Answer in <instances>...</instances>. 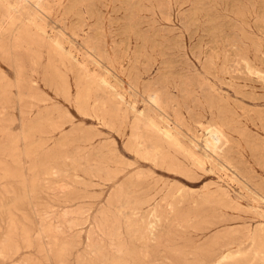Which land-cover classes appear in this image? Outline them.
Returning a JSON list of instances; mask_svg holds the SVG:
<instances>
[{"label":"rangeland","instance_id":"374dc122","mask_svg":"<svg viewBox=\"0 0 264 264\" xmlns=\"http://www.w3.org/2000/svg\"><path fill=\"white\" fill-rule=\"evenodd\" d=\"M7 1L0 264H264V0Z\"/></svg>","mask_w":264,"mask_h":264},{"label":"bare ground","instance_id":"6f19581e","mask_svg":"<svg viewBox=\"0 0 264 264\" xmlns=\"http://www.w3.org/2000/svg\"><path fill=\"white\" fill-rule=\"evenodd\" d=\"M10 1V0H9ZM9 1H7V2H9ZM22 1V0H21ZM35 1V0H34ZM37 1V0H36ZM40 1V0H39ZM3 2V1H2ZM6 2V1H5ZM18 2V1H17ZM28 2V1H27ZM31 2H33V0L31 1ZM5 4V3H4ZM10 4H12V3H10ZM20 4V3H19ZM26 4H28V3H26ZM33 4V3H32ZM44 4V3H43ZM13 5V4H12ZM34 5V4H33ZM42 5V4H41ZM27 6V5H26ZM43 6V5H42ZM3 7H4V5H3ZM47 7V6H46ZM2 8V7H1ZM8 8V7H7ZM10 8V7H9ZM38 10H39V8H38ZM1 11H2V17H3V9H1ZM6 11V10H5ZM22 11V10H21ZM40 11V10H39ZM7 12H9V10L7 11ZM14 12V11H13ZM5 14H6V12H4ZM1 14V13H0ZM7 14H9V13H7ZM43 14V13H42ZM5 17H7V16H5ZM9 17V16H8ZM5 19V18H4ZM11 19V18H10ZM8 21V20H7ZM24 22H26V21H24ZM28 22V21H27ZM35 22V21H34ZM38 22V21H37ZM8 24V23H7ZM19 24V23H18ZM38 24V23H37ZM2 25V24H1ZM43 27V26H42ZM16 28V27H15ZM37 28V27H36ZM42 29V28H41ZM45 29V28H44ZM43 29V30H44ZM0 30H1V28H0ZM2 31H3V29H2ZM5 32V31H4ZM3 32V33H4ZM2 33V34H3ZM6 33V32H5ZM1 34V35H2ZM56 40V39H55ZM53 41V40H52ZM99 49V48H98ZM67 52H68V50H67ZM90 52V51H89ZM98 52H101L100 50H98ZM102 53V52H101ZM67 54V53H66ZM89 54H92V53H89ZM84 55V54H83ZM67 57V56H66ZM96 58V57H95ZM81 60V59H80ZM82 62V61H81ZM80 63V62H79ZM69 64V63H68ZM96 64V63H95ZM97 66H99V65H97ZM88 69V68H87ZM250 70V69H249ZM88 74V73H87ZM101 78H103V77H101ZM86 82V81H85ZM100 83V82H99ZM86 83H84V85H85ZM103 84V83H102ZM214 88V87H213ZM217 94V93H216ZM114 96V95H113ZM162 103H163V101H162ZM152 104V103H151ZM154 106V105H153ZM161 106H162V104H161ZM155 107V106H154ZM156 108V107H155ZM158 110V109H157ZM160 110V109H159ZM152 111V110H151ZM162 114H163V112H161ZM166 115V114H165ZM116 116V115H115ZM177 116V115H176ZM175 116V117H176ZM167 118V117H166ZM233 119V118H232ZM234 120V119H233ZM110 121V120H109ZM108 121V122H109ZM146 121V120H145ZM168 121H170V120H168ZM135 123V122H134ZM142 123V122H141ZM170 123V122H169ZM143 124V123H142ZM165 124V123H164ZM136 125H138L139 126V124H136ZM145 126L144 127H146V124H144ZM149 125V123L147 124V126ZM169 125V124H168ZM143 126V125H142ZM151 126H153V125H151ZM150 126V127H151ZM133 127V126H132ZM135 127V126H134ZM143 127V128H144ZM149 127V126H148ZM148 127L147 128H144V129H146L147 131H148ZM136 128H138V127H136ZM141 128V127H140ZM153 128V127H152ZM154 128H157L155 125H154ZM131 130H132V128H131ZM134 130V129H133ZM132 130V131H133ZM136 130V129H135ZM139 130V129H138ZM146 131V132H147ZM149 132V131H148ZM169 132V131H168ZM175 132V131H174ZM173 132V133H174ZM135 133H136V131H135ZM138 133V132H137ZM152 133H154V132H152ZM165 133V132H164ZM161 134V133H160ZM138 136H139V134H137ZM177 135V134H176ZM175 135V136H176ZM148 136V135H147ZM164 137V136H163ZM165 137H167V136H165ZM164 137V138H165ZM193 137V136H192ZM136 138H139V137H136ZM168 138V137H167ZM222 138H223V134L221 133V132H219V131H212V133H211V136H210V140L209 141H207V143H208V145L212 148V149H217L218 148V144L222 141ZM172 139V138H171ZM174 139V138H173ZM225 139V138H224ZM131 140V139H130ZM147 140V139H146ZM150 140V139H149ZM136 141V140H135ZM163 141V140H162ZM165 141V140H164ZM168 141V140H167ZM172 141V140H171ZM177 141V140H176ZM227 141V140H226ZM169 142H170V140H169ZM152 143V142H151ZM150 143V144H151ZM179 143V142H178ZM139 145H141V144H138L137 145V147L139 146ZM156 147H157V145H155ZM158 146H160V144L158 145ZM207 146V145H206ZM150 148V147H149ZM160 148V147H159ZM158 147H157V149H159ZM153 149H154V147H153ZM160 149H162V147L160 148ZM207 150V149H206ZM144 152V151H143ZM147 152V151H146ZM161 152H163V151H161ZM140 153V152H139ZM210 153V152H209ZM164 154H166V152L164 153ZM191 154H193V153H191ZM198 154V153H197ZM147 155V154H146ZM145 155V156H146ZM213 156H214V150H213V154H212ZM148 156V155H147ZM168 156V155H167ZM206 156V155H205ZM149 157V156H148ZM148 157H147V159H148ZM195 158L197 157V156H194ZM202 157V156H201ZM168 158H170L169 156H168ZM167 158V159H168ZM192 158V157H191ZM198 158V157H197ZM165 159V158H164ZM176 159V158H175ZM217 159V158H216ZM163 160V159H162ZM172 160V159H171ZM201 161V160H200ZM174 163V162H173ZM167 164V163H166ZM197 165H199L201 168H203V165H204V163H203V165H202V163L201 162H197ZM197 165H195V168H196V166ZM192 166V165H191ZM193 166H194V164H193ZM200 168V169H201ZM216 168V167H215ZM194 170V169H193ZM172 171V170H171ZM179 172V171H178ZM206 173V172H205ZM218 191H219V189H218ZM220 191H221V189H220ZM224 191V190H223ZM249 194V193H248ZM254 194V193H253ZM229 196V195H228ZM258 196V195H257ZM248 197H250V196H248ZM253 197V196H252ZM227 199H228V197H227ZM264 199V198H263ZM127 200H128V198H127ZM256 200V199H255ZM141 201V200H140ZM146 201V200H145ZM224 201H227V200H224ZM230 201H233V200H230ZM125 202V201H124ZM123 202V203H124ZM144 202V201H143ZM151 202V201H150ZM227 202H229V200L227 201ZM229 203H231V202H229ZM143 204V203H142ZM141 204V205H142ZM227 204V203H226ZM232 204H233V202H232ZM232 204H230V206L228 207V208H231V205ZM237 203H235V205H236ZM137 205H140V202L137 204V202H133V201H126L124 204H123V206L125 207V206H137ZM227 205H229V204H227ZM226 205V206H227ZM235 205L233 204V206L235 207ZM232 206V208H234ZM122 207V206H121ZM124 207H122V208H124ZM120 208V207H119ZM126 208V207H125ZM130 208V207H129ZM140 208V207H139ZM141 208H142V206H141ZM121 209V208H120ZM131 209V208H130ZM237 210H238V207L236 208ZM235 208H234V210H236ZM136 210H138V211H140L139 209H135V211ZM140 215V214H139ZM131 217H129V219H130ZM113 219H114V217H113ZM129 219H128V221H129ZM132 219V218H131ZM81 221V220H80ZM127 221V222H128ZM115 222V221H114ZM131 222H133L132 220H131ZM117 223H119V222H117ZM116 223V224H117ZM138 223V222H137ZM119 224H121V223H119ZM76 225V224H75ZM118 225V224H117ZM128 225V224H127ZM126 225V226H127ZM129 225H131L130 223H129ZM135 225H137L136 223H135ZM135 225L133 226V227H135ZM125 226V225H124ZM262 226V225H261ZM129 227V226H128ZM132 227V228H133ZM117 228H119V227H117ZM132 228H131V231H132ZM135 228H137V227H135ZM127 229H129V228H127ZM113 230V229H112ZM41 234V233H40ZM54 234V233H53ZM111 235L112 236H116V237H118V235H117V233H111ZM55 238V237H54ZM123 242V241H122ZM127 250V249H126ZM245 250V249H244ZM238 251V250H237ZM122 253H123V250H119V254H121L122 255ZM237 253H235V254H233V252H230V250L228 251V254L227 255H225V256H223V257H221V258H216V257H214V256H212V260H211V264H224V261L226 260V259H228V258H231L232 257V255L234 256V255H236ZM106 255V254H105ZM239 255V254H238ZM132 256V255H131ZM120 259H121V257H119ZM115 264H121V263H119V262H117V263H115ZM170 264V263H169Z\"/></svg>","mask_w":264,"mask_h":264}]
</instances>
